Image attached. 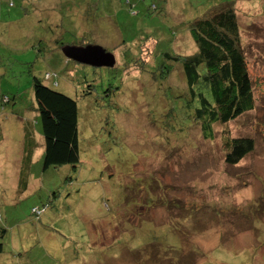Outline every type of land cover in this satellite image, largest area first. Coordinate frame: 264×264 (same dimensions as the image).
I'll list each match as a JSON object with an SVG mask.
<instances>
[{
    "label": "rangeland",
    "instance_id": "374dc122",
    "mask_svg": "<svg viewBox=\"0 0 264 264\" xmlns=\"http://www.w3.org/2000/svg\"><path fill=\"white\" fill-rule=\"evenodd\" d=\"M227 3L256 102L205 139L164 54L195 53L188 24ZM55 40L115 63L57 66ZM46 73L77 103L74 165L45 168L42 135L23 139L20 121L41 128L32 81L50 85ZM2 95L14 104L0 112V264H264V0H0ZM235 137L254 150L229 165Z\"/></svg>",
    "mask_w": 264,
    "mask_h": 264
},
{
    "label": "trees",
    "instance_id": "16d2710c",
    "mask_svg": "<svg viewBox=\"0 0 264 264\" xmlns=\"http://www.w3.org/2000/svg\"><path fill=\"white\" fill-rule=\"evenodd\" d=\"M12 5V1L9 2V6ZM187 27L197 51L188 56L169 52L164 54V60L181 64L188 91L200 103L194 117L200 121L201 137L212 139L211 127L214 123L227 124L254 108V84L232 3L209 10L205 17L190 22ZM56 41V47L65 49L64 56L67 58L68 46L74 44L63 45ZM133 64L142 71L146 70L145 60ZM46 74L42 77L43 81H51L50 85L38 78L32 81L44 140L43 166L58 168L74 165L79 160L77 103L53 88L58 87L56 73H48L50 78H46ZM3 97L8 99L5 104L2 103ZM10 102L9 96L2 95L0 111L4 112ZM223 147L225 163L235 165L254 150V140L249 137L226 139ZM5 234V228L0 225V254Z\"/></svg>",
    "mask_w": 264,
    "mask_h": 264
},
{
    "label": "water",
    "instance_id": "95a60500",
    "mask_svg": "<svg viewBox=\"0 0 264 264\" xmlns=\"http://www.w3.org/2000/svg\"><path fill=\"white\" fill-rule=\"evenodd\" d=\"M63 53L65 49H62ZM67 58L73 59L79 63L89 64L92 66L109 67L114 65V56L100 46H68Z\"/></svg>",
    "mask_w": 264,
    "mask_h": 264
},
{
    "label": "crops",
    "instance_id": "0c3cea01",
    "mask_svg": "<svg viewBox=\"0 0 264 264\" xmlns=\"http://www.w3.org/2000/svg\"><path fill=\"white\" fill-rule=\"evenodd\" d=\"M55 48H58V47L55 46ZM63 61H64V64H65V61H66L65 57H64V60H63V58H62V56L60 54L55 56V62L57 63V66H61ZM13 104H14L13 99H11V102L8 105H10L12 107ZM0 112H2V111H0ZM23 122L22 121L19 122V125H20L22 133H23V139H25L27 137V138H33V139L36 140V137L40 136L39 134L42 135L41 128L39 129V131H38L37 128H35L37 126L36 123L32 124L31 127H30V126H27L26 122L25 123H23ZM32 126H34V128H32ZM30 128L33 129V131L30 132L29 131ZM40 153H41V150H40ZM42 154L44 155V140H43ZM23 162H24L23 159L22 160H15V165L18 166L17 168L19 170L23 167V165H24Z\"/></svg>",
    "mask_w": 264,
    "mask_h": 264
},
{
    "label": "built area",
    "instance_id": "2783aa9c",
    "mask_svg": "<svg viewBox=\"0 0 264 264\" xmlns=\"http://www.w3.org/2000/svg\"><path fill=\"white\" fill-rule=\"evenodd\" d=\"M51 77V75L50 74H46V78H50ZM7 101H8V99H7V97H3V99H2V103H7ZM2 111V110H1ZM32 213H34L36 216H39V214H41L43 211H44V209H39L38 207H36V208H33L32 210Z\"/></svg>",
    "mask_w": 264,
    "mask_h": 264
},
{
    "label": "flooded vegetation",
    "instance_id": "af4514ba",
    "mask_svg": "<svg viewBox=\"0 0 264 264\" xmlns=\"http://www.w3.org/2000/svg\"><path fill=\"white\" fill-rule=\"evenodd\" d=\"M71 46H78V45H71Z\"/></svg>",
    "mask_w": 264,
    "mask_h": 264
}]
</instances>
